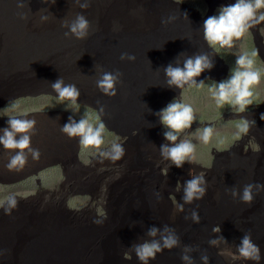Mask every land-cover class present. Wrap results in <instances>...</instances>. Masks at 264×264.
Returning <instances> with one entry per match:
<instances>
[{
    "label": "rangeland",
    "instance_id": "rangeland-1",
    "mask_svg": "<svg viewBox=\"0 0 264 264\" xmlns=\"http://www.w3.org/2000/svg\"><path fill=\"white\" fill-rule=\"evenodd\" d=\"M10 1L0 0V129L8 126V117L35 119L36 127L58 129L63 140L59 156L51 160L55 166L38 172L36 177H27L23 172L12 176L0 171V205L9 194H15L19 201L10 215L0 207V264H140L128 249L145 236L149 227L164 224L192 236L201 227L205 238L200 239L202 245L196 248L208 257L209 249L213 248L216 253L212 259L216 264L218 261L255 264L237 252L243 236L237 221H249L255 213L260 218L254 216L253 223L259 220L264 225L263 201L253 202L251 206L239 199L232 203L226 190L247 181L238 174V164L245 163L246 158L253 162L249 168L254 178V163L257 167L263 164L264 122L258 120L251 125L250 132L241 139V133L238 134L241 120L232 116L239 110L227 105L215 108L209 88L212 83L207 82L203 88H190L180 98V102L193 107L196 117L191 128L180 133V139L197 145L195 160L191 164L186 162L182 168L171 166L161 157L160 146L167 143L163 135L150 134L147 140L141 141L106 131L103 149L114 142L125 149L124 156L113 161L101 158L99 150L82 146L79 138L70 139L60 130L69 116L78 122L84 113L96 123V113L88 103L94 102L98 89L93 84L95 65L101 67L103 60L89 45L100 32H135L138 27L154 31L159 28L161 13L167 8L187 6L209 17L212 13L218 15L221 7L236 0H91L87 9H81L75 0H23L27 5L23 9L18 7L21 0ZM211 5L213 10L209 12ZM8 6L12 14L4 12ZM22 13L27 15V20L20 19ZM77 13L85 15L94 28L85 40L65 38L67 29L61 26L65 19L71 20ZM42 14L48 16L46 21H41ZM32 35H37V39H30ZM263 44L264 22L234 41L231 49L212 46L229 67V74L235 67L236 56L256 52L255 46H258L259 55L254 60L261 80L253 88V102L246 110V114L256 117L264 116ZM60 77L78 89H92L91 97L83 99L80 95L77 104L53 97L57 93L50 84ZM10 102L16 107H9ZM206 126L213 127L215 134L208 144H202L197 129ZM1 152L2 163L7 165L12 153L5 149ZM90 155L93 157L89 160ZM136 155H139L137 164L134 163ZM145 157L148 161H144ZM231 163L235 164L228 165ZM225 165H228L224 168L227 185L223 184L222 189L220 170ZM190 171L206 173L208 189L203 200L223 207L222 214H230L229 219L240 226V231L234 229L223 236L227 244L210 247L208 243L226 232V224L230 223L218 220L219 213L212 215L211 227L205 230L204 223L196 224L184 218L200 201L186 205L183 213L176 211L177 202H182V185L190 179ZM261 179L256 178L255 183ZM254 201H258V195ZM197 211L201 216L200 208ZM217 226L220 233L212 231ZM252 240L260 247V264H264V241ZM99 245L103 248L102 256ZM156 259L161 260L160 253Z\"/></svg>",
    "mask_w": 264,
    "mask_h": 264
},
{
    "label": "clouds",
    "instance_id": "clouds-1",
    "mask_svg": "<svg viewBox=\"0 0 264 264\" xmlns=\"http://www.w3.org/2000/svg\"><path fill=\"white\" fill-rule=\"evenodd\" d=\"M75 2L81 9H87L91 6V0H75ZM26 6L23 0L18 3V7L21 9ZM212 10L213 6L211 5L209 12H212ZM213 14L206 17L203 13L200 15L187 6L182 7L177 5L176 9L167 8L161 13L159 28L154 31H143L138 27L135 32L125 34L124 32L129 31H103L99 33L115 35L113 39H110V46L112 47L127 45L129 43L126 41L128 35H139L145 41L149 38L153 40L157 38L155 36L161 35V38H158L162 40L167 36L165 27L168 23L174 21L176 16L181 22V25H184L187 32H190L193 41L198 46L204 40L208 44L210 50L206 53L190 55V53L186 54L185 52L184 54L186 56L182 61L179 58L181 56L180 54L176 57L174 63H169L166 67L159 69L158 74L162 78H165L166 85L176 89L168 104L159 112L155 113L161 123L159 126L157 122L158 133L152 130L154 129V116L152 114H146L137 123L132 122L131 126L126 127L123 122H118L112 115H106L103 105H99L98 109L95 110L94 108L99 104L98 102L96 103V97L94 102L88 103L89 107L96 113V123L94 124L92 122V119L87 113H84L78 122L74 117L69 116L68 122L60 128L61 132L70 139L79 138V143L82 146L95 148L99 150V156L101 158L113 161L121 159L125 154V149L119 142H114L107 149H103L102 146L105 144L104 134L106 131L121 138L128 135L130 139L135 137L141 141L147 140L150 134L163 135L167 143L160 146L159 152L161 157L169 161L171 166L182 168L186 162L191 164L195 160L197 145L191 140L180 139V133L186 129H190L196 121L193 107L180 102V98L186 90L194 87L203 88L207 82L212 83L209 88L216 102L214 104L215 108H221L227 105L229 107L235 106L234 108L239 110V112L232 116L241 120V123L238 125V134L241 133V139L246 135V132H250L251 125L256 124L258 120L264 122V116L256 117L251 114H246V110L253 102V88L261 80V72L255 67L254 60V57L259 55L258 46H255L256 52L236 56L235 67L231 70L230 74L229 67L212 47L213 45H219L221 48L231 49L234 47V41L240 40L251 28L264 22V0H236L234 4L221 7L218 10V15ZM27 18L25 13L20 15V19L22 20H27ZM47 19V15H41L42 22ZM61 26L67 29L64 32V36L67 39L75 38L77 40H85L94 31L92 23L82 13H77L71 20L65 19ZM29 38L36 40L37 35L29 36ZM103 55L113 57V60L118 63L120 60L135 61L134 55L115 50L108 51ZM103 67L104 63H102L101 67L95 65L96 75L93 83H96L99 94L101 92L105 97H115L117 95V85L121 83L123 74L118 70L113 72L105 71ZM206 70L209 74L204 79H196ZM50 87L57 93V96L52 95L53 97L71 101L73 104H77L80 95L83 99L85 96L90 98L92 92V89H84L82 87L78 89L74 83H66L62 77L51 83ZM179 89L180 91L178 92ZM9 107L15 108L16 105L14 102H10ZM103 116H105L107 126L101 119ZM0 118L2 117L0 116ZM116 122L120 125L118 133L108 129L109 126L114 125ZM36 124L37 121L35 119L14 116L8 117V126L0 129V133H2L0 134V146H2L0 148V171L2 173L6 172L9 175L15 176L17 172H23L27 174V177H36L38 172L55 166V164H51L53 162L51 160L59 156L60 152L58 149L63 140L61 133L58 129H49L45 125H41V128L36 127ZM164 128L166 131L163 132ZM197 131L199 132V140L202 144H208L215 134V129L210 126H206L202 130L197 129ZM232 138L233 136L228 139ZM2 149L9 150L12 153L9 156L7 165L2 163V155L4 152H1ZM90 157L93 156L90 155L88 157L89 160ZM77 159L79 160L78 156ZM49 160L50 162H47ZM144 161H148L147 157H145ZM134 163H139V155L134 156ZM247 163H249V166L245 167ZM252 163L251 158H246L245 163L242 165L236 163L240 166V174L243 175L245 169L250 173L249 167ZM233 164L235 163L228 165ZM228 165L223 166L220 170L222 188L224 168ZM60 166H62L61 163ZM252 168L256 170L255 177L263 179L259 180L258 183L245 184L242 189L232 187L226 191L234 200L239 199L242 203L248 204L249 206L253 202L258 204L261 201H263L262 204L264 205V162L258 167L254 163ZM189 176L190 179L184 181L182 185V202H177L176 211L183 213L185 212L186 205H192L194 202L200 201V203L192 206L194 209L191 210L190 215H186L184 218L185 220L190 219L192 223H204V229L206 230L211 227V217L213 214H217L218 210L216 208L219 206L210 201L207 203V201L203 200L208 189L205 178L206 173L190 171ZM177 185L181 186L179 183ZM156 195L160 197V193H156ZM256 195H258V201H254ZM18 204L19 201L15 194H9L5 197L4 203L0 207H3L6 215H10L18 207ZM198 208L201 210V216L198 214ZM229 216L230 214L224 216L222 213L216 216L218 220L229 221L230 223L226 224V232L222 235H216V238L209 240L210 247H217L221 243L227 244L223 236H226L234 229L240 231V226H237L234 220H230ZM254 216L260 218L258 214L254 213ZM132 217L134 218V215ZM253 218L250 217L249 221H237L239 225L241 224L242 228L246 226L247 230L246 232L240 231L243 233V236L236 249L243 258L254 261L255 264H260L261 249L252 239L258 243L264 241V225L259 220L253 223ZM247 224L252 225V227L249 229ZM201 231L203 230L199 227L197 234L192 236L189 233L178 230L176 232L168 224H164L162 227L153 225L147 229L145 236L140 238L138 242L133 243L128 250L130 253H134L140 264H149L150 260V264H152V261H159V259H156V256L160 253V264L174 260L170 250L177 248L181 252L183 264H195L191 253L198 250L196 248L197 245H202L200 239L205 237ZM212 231L214 233H220V228L218 226L214 227ZM182 234L184 237L180 238ZM194 239H196L195 242H193ZM198 251L202 253V264H216V261L212 259V254L214 256L216 253L213 248L209 249V257L206 253L203 254V250ZM100 255H103V248ZM217 264L227 263L225 261H218Z\"/></svg>",
    "mask_w": 264,
    "mask_h": 264
},
{
    "label": "water",
    "instance_id": "water-1",
    "mask_svg": "<svg viewBox=\"0 0 264 264\" xmlns=\"http://www.w3.org/2000/svg\"><path fill=\"white\" fill-rule=\"evenodd\" d=\"M4 12L11 14L13 10L8 6ZM165 29L167 36L162 40L159 39L161 35L155 36L157 38L153 40L149 38L146 41L139 35H128L126 41L129 43L127 45H117L115 47L110 46V39L115 37L114 34L101 33L94 37L89 48L101 57L104 63L103 69L109 72L118 70L123 74L121 83L117 85V95L115 97H105L101 92L100 94L97 92L96 103L98 102L99 104L96 105L95 110L98 109L99 105H103L106 115H112L118 122H123L126 127L131 126L132 122L137 123L144 115L152 114L154 116V129L152 130L158 133L157 122L159 126L161 123L155 113L168 104L176 89L166 85L165 78L158 74L159 69L166 67L169 63H174L176 57L180 54L179 58L182 61L188 53L193 55L206 53L210 50L205 40L198 46L193 41L190 32H187L176 16L175 20L168 23ZM111 50L134 55L135 61L120 60L118 63L113 60V57L103 55ZM185 52L186 54H184ZM208 74L206 70L196 79H204ZM101 119L107 126L105 116L101 117ZM118 122L109 126L108 129L118 133L120 130ZM216 210H218L217 213L219 214L225 212L223 207H217ZM252 217H254V213ZM247 226H249V229L252 227V225L248 224ZM246 230L247 228L244 226L242 232H246ZM183 237L184 235L182 234L180 238ZM170 251L174 260L160 264H183L181 252L177 248ZM201 255L202 253L198 250L191 253L195 264H202Z\"/></svg>",
    "mask_w": 264,
    "mask_h": 264
},
{
    "label": "bare ground",
    "instance_id": "bare-ground-1",
    "mask_svg": "<svg viewBox=\"0 0 264 264\" xmlns=\"http://www.w3.org/2000/svg\"><path fill=\"white\" fill-rule=\"evenodd\" d=\"M11 1L9 0V3H10ZM4 8V7H3ZM4 13V12H3ZM239 166V165H238ZM249 166V163H247V164H245V167H248ZM231 169V168H230ZM229 169V170H230ZM226 170V169H225ZM225 170H224V172H223V176H222V178H223V184H224V186H226L227 185V180H226V178H225ZM246 173L248 174V175H246ZM238 174H239V176H240V178H244V180H245V178H246V180L247 181H245V183L244 182H239V185L238 186H236L237 188H239V189H242L243 188V186L245 185V184H248V183H255V179L257 178V177H253V175H251L250 173H248V170L247 169H245L244 170V173H243V177L241 176V174H240V166L238 167ZM246 176V177H245ZM250 177H253V178H250ZM225 182V183H224ZM243 183H244V185H243ZM223 186V188H225ZM222 188V189H223ZM222 197H224L223 196V193H222ZM228 199L232 202V203H234L235 202V200L231 197V195H230V197H228ZM237 200V199H236Z\"/></svg>",
    "mask_w": 264,
    "mask_h": 264
}]
</instances>
